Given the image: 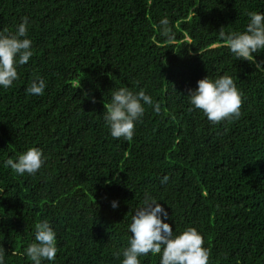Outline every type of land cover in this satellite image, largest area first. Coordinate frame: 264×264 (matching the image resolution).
Listing matches in <instances>:
<instances>
[{
  "label": "trees",
  "instance_id": "16d2710c",
  "mask_svg": "<svg viewBox=\"0 0 264 264\" xmlns=\"http://www.w3.org/2000/svg\"><path fill=\"white\" fill-rule=\"evenodd\" d=\"M250 11L264 12V0H0V30L27 17L34 50L0 88L6 264H31L20 253L42 219L57 233L55 261L43 264H120L145 192L173 230L197 229L209 264H264V73L218 36L243 31ZM164 16L171 41L157 29ZM222 74L242 93L240 116L212 124L185 96ZM36 77L44 93L26 94ZM119 87L143 88L160 105H145L131 141L112 138L102 118ZM28 147L45 157L36 174L4 167ZM139 260L159 264L158 255Z\"/></svg>",
  "mask_w": 264,
  "mask_h": 264
},
{
  "label": "clouds",
  "instance_id": "9594fccd",
  "mask_svg": "<svg viewBox=\"0 0 264 264\" xmlns=\"http://www.w3.org/2000/svg\"><path fill=\"white\" fill-rule=\"evenodd\" d=\"M243 31L225 32L223 27L218 36L237 60H246L254 64L257 72L264 73V59L256 61L255 55L264 50V12L250 11ZM29 19L21 17L14 32L0 30V88L7 89L18 78L17 67L25 65L33 56L32 41L28 37ZM159 35L168 41L175 37L167 16L157 24ZM46 82L41 77L33 78L26 87L28 95H42ZM110 98L104 102L102 113L109 134L114 139L123 138L131 141L135 124L144 113L145 105L159 112L160 105L153 97L140 88L134 91L129 87L111 88ZM190 105L189 110H199L212 124L238 119L242 103V93L233 78L228 74L216 77L205 76L196 82L195 88L188 89L185 96ZM92 102L95 99L92 98ZM4 167H10L17 175H34L45 163L40 148L28 147L15 159L8 158ZM164 176L161 183L168 181ZM116 209L118 202L111 201ZM169 214L158 200L145 192L140 206L132 211L127 231L130 236L127 245L119 253L123 258L120 264H140L139 257L149 254L159 256V264H209V250L203 247L202 235L194 227L173 230L166 221ZM34 239L23 248L31 264H43V261L54 262L57 254V233L48 219L35 223ZM12 255H16L12 251ZM6 250L0 245V264H6Z\"/></svg>",
  "mask_w": 264,
  "mask_h": 264
}]
</instances>
